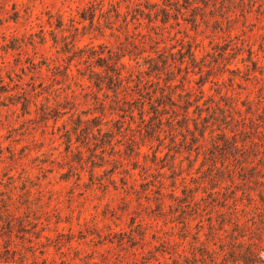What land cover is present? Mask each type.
<instances>
[{
	"label": "rangeland",
	"instance_id": "1",
	"mask_svg": "<svg viewBox=\"0 0 264 264\" xmlns=\"http://www.w3.org/2000/svg\"><path fill=\"white\" fill-rule=\"evenodd\" d=\"M0 264H264V0H0Z\"/></svg>",
	"mask_w": 264,
	"mask_h": 264
}]
</instances>
